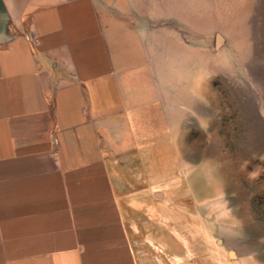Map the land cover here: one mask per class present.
<instances>
[{
    "label": "crops",
    "instance_id": "obj_1",
    "mask_svg": "<svg viewBox=\"0 0 264 264\" xmlns=\"http://www.w3.org/2000/svg\"><path fill=\"white\" fill-rule=\"evenodd\" d=\"M145 8L0 0V264H146L139 214L185 165L201 99Z\"/></svg>",
    "mask_w": 264,
    "mask_h": 264
},
{
    "label": "rangeland",
    "instance_id": "obj_2",
    "mask_svg": "<svg viewBox=\"0 0 264 264\" xmlns=\"http://www.w3.org/2000/svg\"><path fill=\"white\" fill-rule=\"evenodd\" d=\"M145 12L158 47H185L201 128L139 214V251L146 264H264V0H146Z\"/></svg>",
    "mask_w": 264,
    "mask_h": 264
}]
</instances>
